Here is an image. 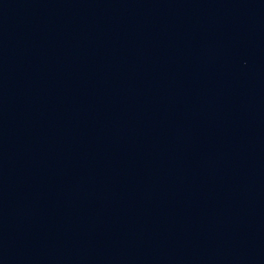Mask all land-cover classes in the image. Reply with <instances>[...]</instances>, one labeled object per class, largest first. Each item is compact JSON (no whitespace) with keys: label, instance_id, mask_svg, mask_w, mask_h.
I'll return each mask as SVG.
<instances>
[{"label":"water","instance_id":"water-1","mask_svg":"<svg viewBox=\"0 0 264 264\" xmlns=\"http://www.w3.org/2000/svg\"><path fill=\"white\" fill-rule=\"evenodd\" d=\"M0 264H264V0H0Z\"/></svg>","mask_w":264,"mask_h":264}]
</instances>
